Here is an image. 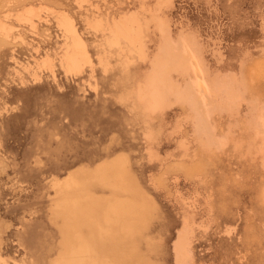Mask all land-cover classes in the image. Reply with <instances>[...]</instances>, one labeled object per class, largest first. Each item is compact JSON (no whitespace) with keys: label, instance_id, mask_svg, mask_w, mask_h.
<instances>
[{"label":"rangeland","instance_id":"obj_1","mask_svg":"<svg viewBox=\"0 0 264 264\" xmlns=\"http://www.w3.org/2000/svg\"><path fill=\"white\" fill-rule=\"evenodd\" d=\"M60 15L89 58L76 73ZM158 58L183 99L153 112L138 92ZM118 159L152 212L124 238L101 214L102 261L176 264L185 234L183 264H264V0H0V264H64L78 235L58 187L78 173L103 206Z\"/></svg>","mask_w":264,"mask_h":264},{"label":"bare ground","instance_id":"obj_2","mask_svg":"<svg viewBox=\"0 0 264 264\" xmlns=\"http://www.w3.org/2000/svg\"><path fill=\"white\" fill-rule=\"evenodd\" d=\"M26 14L27 16L31 15V10ZM113 25L114 29L112 34L114 38L118 35L126 38L132 36L131 28L123 19L115 21ZM59 26L63 30V36L68 39V42L63 46L62 54L65 69L71 73L79 72L85 63H89L84 43L76 33L72 22L66 16H59ZM48 63L49 61L47 59L42 61V65H48ZM182 64L180 62L178 65ZM166 76V63L158 58L153 65L152 75L147 81L146 90H139L138 92V100L143 101L147 109L153 112L164 105L165 91L173 93L177 100L183 99V94L180 89L167 81ZM196 102H199V100H196ZM202 118L204 119V117ZM204 124H206L205 121ZM108 167L109 173L100 171L98 175V183L110 188L112 192L111 198L106 199L103 206H100L97 204V201L88 199L84 195V187L78 182L82 178L78 173L69 177L63 186L64 189L58 187L60 188L58 193H64L68 199L67 201L65 200V205L61 209L71 210L72 213L70 222L66 226V233L69 236L78 235L76 237L75 250L73 249L74 251H71L69 247V253L64 260V264H108V262L105 263V261L101 260L103 257L100 255L101 248L105 245L103 237L100 234V229L103 224L102 216L106 221L111 219L113 224L117 223L121 238H124L123 235L132 236L138 233L139 230L145 227L147 220L151 216V201L137 187L136 183L126 176L124 172L126 170L125 161L122 159L115 160ZM174 168L181 170L187 176H192L197 171L195 165L188 166L182 163L174 165ZM82 229L92 233L90 242L86 243L81 237ZM189 250L190 244L187 236L185 234L178 235L173 244L176 264H183L190 257ZM114 264L116 263L114 262Z\"/></svg>","mask_w":264,"mask_h":264},{"label":"crops","instance_id":"obj_3","mask_svg":"<svg viewBox=\"0 0 264 264\" xmlns=\"http://www.w3.org/2000/svg\"><path fill=\"white\" fill-rule=\"evenodd\" d=\"M147 221H148V220H147ZM146 225H147V223H146ZM146 225H145V226H146Z\"/></svg>","mask_w":264,"mask_h":264}]
</instances>
